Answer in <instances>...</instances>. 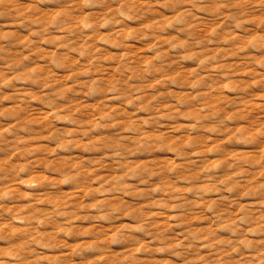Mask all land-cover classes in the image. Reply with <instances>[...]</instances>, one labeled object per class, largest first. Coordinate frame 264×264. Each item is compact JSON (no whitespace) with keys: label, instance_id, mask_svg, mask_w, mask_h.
Here are the masks:
<instances>
[{"label":"rangeland","instance_id":"obj_1","mask_svg":"<svg viewBox=\"0 0 264 264\" xmlns=\"http://www.w3.org/2000/svg\"><path fill=\"white\" fill-rule=\"evenodd\" d=\"M0 264H264V0H0Z\"/></svg>","mask_w":264,"mask_h":264}]
</instances>
